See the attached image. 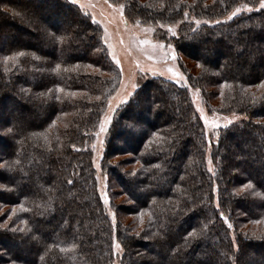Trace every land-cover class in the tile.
Listing matches in <instances>:
<instances>
[{
    "label": "trees",
    "instance_id": "1",
    "mask_svg": "<svg viewBox=\"0 0 264 264\" xmlns=\"http://www.w3.org/2000/svg\"><path fill=\"white\" fill-rule=\"evenodd\" d=\"M109 1L123 5L133 22L177 25V36L167 37L161 27L155 35L178 53L187 55L202 44L209 52L196 59L201 69L195 75L180 66L188 86L147 76L117 109L102 169L107 172L115 154L114 141L122 140L127 147L116 154L128 151L129 164L137 165L125 173L110 168L121 187L141 191H129L132 219L124 223L118 211L113 231L87 148L119 79L102 30L69 0H0V33L9 39L0 48V106L18 93L35 107L15 103L20 115L10 128L21 145L13 143L0 161V175L7 170L0 205L10 206L5 221L0 219V264H112L114 236L122 247L120 264L140 262V237L151 253L144 264H264V9L214 25L193 22L221 18L238 4L259 0ZM5 6L19 11L31 29L9 20ZM21 28L39 31L41 39H20L14 32ZM232 40L239 55L250 46L257 54L245 63L226 56ZM19 52L24 55L6 59ZM188 87L199 91L209 111L248 117L218 130L210 146L211 171L204 126ZM36 178L42 186L51 184L35 187ZM201 242H210L205 256H191Z\"/></svg>",
    "mask_w": 264,
    "mask_h": 264
},
{
    "label": "rangeland",
    "instance_id": "2",
    "mask_svg": "<svg viewBox=\"0 0 264 264\" xmlns=\"http://www.w3.org/2000/svg\"><path fill=\"white\" fill-rule=\"evenodd\" d=\"M15 2L16 0H12V3ZM76 4L85 13H87L94 22H96L100 26L102 30L101 40L107 50L108 58L112 62V64L116 67L119 73V79L117 81L116 89L107 98L104 110L99 118V121L95 129L91 133V140L87 145V148L91 152V161L93 168L95 170L98 195L101 202L103 203L105 211L107 212V214L109 215L112 221L113 231H114V227L116 225V216L118 211L124 223H128L131 221L132 219L131 211H133L134 203L130 199L131 196L130 192H133V194L135 195L137 191H141V190H139L137 186H133L130 188H127L125 186L121 187L117 175L114 173V171H112L113 169L110 168L114 166L115 168L125 173V171L129 167H136L137 165V164H132V165L129 164L130 162L129 160H131L132 157L130 156V154H125L128 153V151H123V153L119 152V154H116V152H118L119 150L125 149L127 147L125 143L122 142V140L116 139V141H114L116 145V149H111V152L115 154H112L111 158L107 161L109 165V167L107 168L108 173L103 171L102 158L105 152L104 149H105L106 139L108 136V130L106 132H100V121L103 120L106 115L111 116L113 120V118L117 113V109L132 96V95L129 96L127 94L128 93L133 94L139 83H142V81L145 80L147 76H161L177 83L176 81L179 80V77L178 76L174 77L173 74L174 72H179L180 74L183 75L184 79L180 80L178 84L188 86L186 75L183 73L180 66L183 65V67L187 69V72L193 75L197 74L200 71L201 67L197 64L196 59L200 58V56L202 57L205 54H207V52H209V49H206V47L202 44L201 46H199L197 50H194V52L191 51V53L187 55L178 53L174 49L171 43L161 40L159 37L155 35L156 27H161L160 25L152 26L149 24H140L137 22H133L130 19L126 18V16L123 13V9L121 14V10L119 9L120 5L113 4L109 0H107V3L105 2V0H77ZM249 7L252 8V11L257 10L259 9V2L255 5H249ZM234 9L235 7L221 18H216V19L194 18L193 22L195 25H197L196 20H200L201 24L203 23L208 25H214L221 22H228L233 18L232 17L231 19H228V17L231 15ZM2 11L5 13V15L8 16V19L11 20L12 22L16 21L17 23L20 24L22 23L24 26L28 25L27 28H30L29 24L25 21V19L21 18L19 11L14 10L13 8H11V6L3 7ZM248 12L251 11L242 10L237 15ZM12 26H9L10 27L9 29L11 31L13 29ZM161 28L166 30L167 37L178 35L177 25L174 26L163 25V27ZM169 28H171V31H169ZM15 30L14 33H16L17 37H19L22 40L27 39L33 41V43H36L38 39L39 40L41 39V35L39 34V31L36 32L34 31V29H32L31 32H27V31L25 32L24 28H21V30L20 29H15ZM7 37L8 36H4L2 32L0 33V48L5 47L6 42L9 40ZM230 43L232 45V49H229L231 52L229 53L228 49H226L225 52H228L226 56L230 54L233 56L232 57L233 59L236 58L238 60H244L243 63L250 62L252 56L257 54L254 46H250V47L242 48L241 50L242 54L239 55V53H237L239 47H237L236 43H234L233 40L230 41ZM161 45H163V47H161ZM168 45H172V48L170 49ZM47 51H51V48H47ZM173 52L175 53L176 59H172ZM113 53L115 54L116 59L119 60V64H117L116 60L113 59ZM246 54H248V57ZM79 56H84V54L81 53L80 51ZM226 56H224L225 58L224 60L227 61ZM149 57H151V59ZM235 67H239V66H235ZM169 68H171L173 71L169 72L167 70ZM132 84H136L135 89L131 87ZM188 88L190 91L192 103L204 126L206 140L208 144L206 161L208 168H211V164H209L210 146L212 143L216 142L218 138V134H217L218 130L222 127L230 125L228 124L229 120L232 121L231 124L233 123L235 124L242 120H247L248 117L245 114L242 115L235 112H231L228 114L211 112L209 111L208 107L202 100L199 91H197V89H193L190 87ZM10 96L11 97L9 98L5 97L4 99H2L0 106V135L3 136V138L5 139L4 142H0V161L7 158L6 155L4 156V154L6 153L5 151H8L9 148L12 147L13 143L16 144V148L17 145H21L19 144L20 143L18 139L19 136L18 137L15 136L13 134L14 129L10 128V125L13 124V121H16L20 115L19 111H17L18 109L15 108L16 105L15 103L20 102V104L24 105L25 107H28L33 110L35 109V107L30 105L27 99L20 96L18 93H12L10 94ZM109 101L112 102L111 110H109ZM212 101L215 102L216 100L215 101L212 100ZM200 109H203V113H201ZM204 117H207L209 121L208 124L205 123ZM109 127L110 125H107V129H109ZM38 129H39L38 127L29 129L26 132H24L25 134L24 136L26 137L28 136L27 133L31 134ZM98 132H100L99 136L96 135ZM101 141L103 142L102 144L100 143ZM94 145L95 147H93ZM97 165H99V167H97ZM3 167H4L3 164L0 162V171L1 169H3ZM6 171L4 170L3 175H0V192L7 189V186L2 184L3 183L2 179L3 178L5 179L4 176L7 175L5 174ZM108 179L110 182L108 181ZM45 184L49 185L51 183L48 182ZM44 185L42 186L41 180L39 178L34 179L35 187L39 186L43 188ZM31 187H33V182ZM105 198L108 199V204H105ZM7 207L8 206L6 205L5 206L0 205V219H2L1 222L5 221L4 213L10 210L9 208L10 206L8 208ZM15 209L16 207L12 206L11 211ZM76 221H78V218L73 220L74 224ZM92 240L93 243H96L94 241V238H92ZM116 243H119V241L114 236L112 241V247L115 254V258L112 264H120V259L122 255V247L121 250L117 251V249L115 248ZM138 243L139 244L137 246V249L139 250L136 251L137 252L136 254H137V260L138 261L140 260V262H136V264H144V262H141L142 260L145 261L146 259L151 258V253L149 251L150 247L148 246V244H146L145 238L143 237L139 238ZM207 243L210 244V242H204V243L201 242V247L199 249H195L193 253H190L191 256L194 254L195 256L198 257L201 255L204 257L205 256L204 252H206L204 250V245H206ZM180 244H178V246ZM5 251H7V249ZM4 255L6 256V254ZM206 255H208V253H206ZM186 256L188 255L185 254L182 255L181 261L183 259L186 260L187 259ZM203 262L204 264H206L205 260H203Z\"/></svg>",
    "mask_w": 264,
    "mask_h": 264
},
{
    "label": "snow or ice",
    "instance_id": "3",
    "mask_svg": "<svg viewBox=\"0 0 264 264\" xmlns=\"http://www.w3.org/2000/svg\"><path fill=\"white\" fill-rule=\"evenodd\" d=\"M71 2L73 4H75L77 2V0H71ZM105 2L107 3V0H105ZM123 5H120L119 6V9L121 10V14H122V9H123ZM259 8L260 9H264V0H259ZM242 10H246V11H252V8L249 7L248 4H240L238 6L235 7L234 11H232L231 15L228 17V19H231L232 17L236 16L238 13H240ZM139 23V22H137ZM201 23L200 20H196V24L199 25ZM161 27H163V25H161ZM169 31H171V28H169ZM107 42V41H105ZM161 47H163V45H161ZM168 47L171 49L172 48V45H168ZM24 53L23 52H19V53H16L14 54L13 56H9V57H6V59L8 60H15L16 57L18 56H23ZM151 59V57H149ZM113 59L116 60L117 64H119V60L116 59V56L115 54L113 53ZM172 59H176V56H175V53L173 52L172 54ZM57 68H59L60 66L59 65H56ZM169 72H172L173 70L171 68L167 69ZM174 77H179V80H177L176 82L179 83L180 80H183L184 77L182 74H180L179 72H174ZM264 86V85H262ZM131 87L133 89L136 88V84H132ZM61 91H63V89H60ZM198 91V90H197ZM127 95H132V93H128ZM126 99V97H125ZM111 101H109V110H111ZM201 113H203V109H200ZM205 119V123L208 124L209 121L207 119V117H204ZM111 121H112V117L111 116H108L106 115L105 118L103 120L100 121V132H106L108 129H107V125H110L111 124ZM232 121L229 120L228 121V124H231ZM100 132H98L96 135L99 136ZM101 144L103 143L102 141L100 142ZM95 147V145L93 146ZM209 164H211V160H209ZM97 167H99V165H97ZM209 171H211V168L209 169ZM248 187H251V184L249 183ZM105 204H108V199L105 198ZM217 207H219V204H217ZM221 216H223V213H221ZM113 217H114V214H113ZM227 218L225 217V220ZM232 225L229 224L228 227H231ZM205 227H207V225H205ZM195 233H191L190 235H194ZM115 248L117 249V251L121 250V245L119 243H116L115 244ZM61 251H64V249H61ZM43 259V258H42Z\"/></svg>",
    "mask_w": 264,
    "mask_h": 264
}]
</instances>
